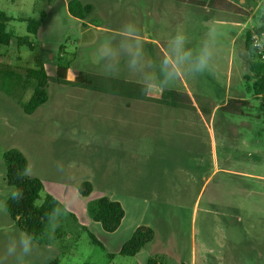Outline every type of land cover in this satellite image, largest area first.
<instances>
[{
	"label": "rangeland",
	"instance_id": "obj_1",
	"mask_svg": "<svg viewBox=\"0 0 264 264\" xmlns=\"http://www.w3.org/2000/svg\"><path fill=\"white\" fill-rule=\"evenodd\" d=\"M68 1L0 0V11L15 19L7 24L14 39L0 45V264H264V119L248 72L257 60L245 48L264 0H79L92 7L83 20L68 14ZM42 17L36 35L16 20ZM210 28L215 73L193 78L185 66L162 88L175 33L184 32L195 53L211 41ZM16 37L25 43L17 46ZM107 47L115 57L103 56ZM129 51L142 59L133 65ZM39 61L52 77L61 66L71 81L84 72L112 82L100 80L106 91L49 83L47 102L26 115L21 103L31 87L15 91L8 72L24 75ZM125 82L150 86V96L165 89L187 95L186 107H172L168 121L166 106L107 90ZM9 149L43 184L36 206L51 195L57 208H69L47 219L23 260L4 254L21 234L3 211L14 191L5 180ZM83 182L88 196L79 192ZM101 197L124 211L112 233L93 221ZM140 226L153 240L134 256L120 255Z\"/></svg>",
	"mask_w": 264,
	"mask_h": 264
},
{
	"label": "trees",
	"instance_id": "obj_2",
	"mask_svg": "<svg viewBox=\"0 0 264 264\" xmlns=\"http://www.w3.org/2000/svg\"><path fill=\"white\" fill-rule=\"evenodd\" d=\"M67 12L73 18L78 20L85 19L92 7L89 4H82L79 0H70L66 5ZM15 19L8 17L4 12L0 11V45L8 46L14 35L7 31V24ZM19 22L26 23L28 34L36 35L45 22V18H18ZM256 31H264V15L260 19V24L255 28ZM250 31L245 34V48L251 54L249 46ZM17 46L25 43V37H16ZM248 72L252 75V88L257 99H259V110L264 119V65L253 61L248 62ZM9 76L13 78L14 90L18 88L25 89L26 86L31 87V95L29 99L21 103V108L24 114L31 115L33 112L43 105L48 100L46 87L49 83H55L69 88L83 89L89 91H104L105 87L99 85L102 79L105 83L112 82L105 77H98L84 72H78L72 81L67 80V69L58 66L55 70V76H49L44 65L39 61L32 69H25L24 75L9 71ZM114 81V80H113ZM122 89L115 91L113 86L107 89L110 93H119L131 100L148 101L166 107H186L187 95L178 94L173 90L165 89L162 91L158 99L149 98L141 91V86L134 83L125 82ZM106 91V90H105ZM243 102L242 104H244ZM247 104V103H245ZM3 162L5 165V180L9 187L14 188V191L22 192V197L19 200H14L8 197L4 206L7 207V214L13 225L20 232H27L33 236V240L40 238L46 229L48 219L47 213L51 212L54 207H58L59 202L51 195H46L42 204L36 206L35 202L39 198V194L43 190L42 182L34 177L21 174L27 172V161L23 154L16 149H9L3 154ZM91 191L90 184L83 182L79 188L82 196H88ZM124 211L121 205L108 199L101 197L96 201V208L93 212V221L99 223L101 228L112 233L117 230L122 219ZM94 244L100 243L90 235ZM153 231L148 227L140 226L133 232L131 238L126 241L119 250L122 256H134L140 249L153 240ZM49 264H56L55 261ZM147 264H155L151 260Z\"/></svg>",
	"mask_w": 264,
	"mask_h": 264
},
{
	"label": "clouds",
	"instance_id": "obj_3",
	"mask_svg": "<svg viewBox=\"0 0 264 264\" xmlns=\"http://www.w3.org/2000/svg\"><path fill=\"white\" fill-rule=\"evenodd\" d=\"M128 31H132V26L129 24L127 26ZM216 28H210L208 31V36L211 41H205V43L200 47L195 53L192 49H186L185 45L188 42L187 36L184 32L178 31L173 36L170 46L171 52L169 55L165 56L162 61V69L164 71V82L160 85L162 88L168 81H177L180 79L181 75L184 74V68L187 66V72L191 74L190 77L197 76L196 74L203 75L205 72L215 73V65L213 62V44L215 40ZM125 50H128V46H122ZM260 45L253 44V48H259ZM131 56V63L133 65L137 64L141 59V53L139 51H129ZM103 56L108 58H113L116 56V52L111 47H107L103 50ZM151 87L148 85H142L141 91L144 95L150 96L149 92ZM58 171H63L62 166L57 167ZM22 176L28 175L25 171L21 174ZM11 197L14 200H19L22 197V192L19 190L13 191ZM3 211L7 213V207L3 206ZM69 211L68 206H61L60 208L54 207L51 212L47 213L49 220L53 216L64 217ZM59 227V223L52 228L53 234L55 229ZM33 251V236L27 232H21L19 238L14 240L8 245L5 250L6 256H17L19 260H23L24 257L30 256Z\"/></svg>",
	"mask_w": 264,
	"mask_h": 264
},
{
	"label": "built area",
	"instance_id": "obj_4",
	"mask_svg": "<svg viewBox=\"0 0 264 264\" xmlns=\"http://www.w3.org/2000/svg\"><path fill=\"white\" fill-rule=\"evenodd\" d=\"M260 45L259 48H253V44ZM249 46L251 53L258 63L264 65V31L251 30L249 36Z\"/></svg>",
	"mask_w": 264,
	"mask_h": 264
},
{
	"label": "crops",
	"instance_id": "obj_5",
	"mask_svg": "<svg viewBox=\"0 0 264 264\" xmlns=\"http://www.w3.org/2000/svg\"><path fill=\"white\" fill-rule=\"evenodd\" d=\"M67 80L68 81H71V79L67 76ZM160 95V94H159ZM159 95H156V96H148L150 98H153V99H158L159 98ZM129 104V103H128ZM126 107H128V105H126ZM128 109V108H127ZM186 112V111H184ZM175 113V114H174ZM156 114V113H155ZM164 114V116L168 115V121H170V116L171 117H174L176 115V109H172V107H167L166 109V113H162ZM174 114V115H173ZM200 119L201 120H204V118L202 117V115L200 114Z\"/></svg>",
	"mask_w": 264,
	"mask_h": 264
}]
</instances>
